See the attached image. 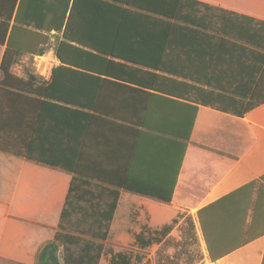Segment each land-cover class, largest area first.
Instances as JSON below:
<instances>
[{
  "label": "trees",
  "instance_id": "trees-1",
  "mask_svg": "<svg viewBox=\"0 0 264 264\" xmlns=\"http://www.w3.org/2000/svg\"><path fill=\"white\" fill-rule=\"evenodd\" d=\"M91 8L100 14L97 21H89L82 14ZM150 28L197 32L198 35L179 36L186 44L196 42L213 47L226 44L233 48L226 52L228 66L191 68L184 64L143 65L141 68V52L122 50L117 44H121L129 29ZM43 31L61 34L55 45L60 65L52 70L48 81L31 68L23 77L15 75L12 67L24 55H31L29 60L33 63L34 55L45 54V50L39 48L43 36L38 32ZM134 37L137 42L142 40V36ZM0 45H6L0 68V100L6 110L15 107L36 111L48 109L56 114L52 117L60 114L65 118L67 130L66 146L59 156L55 146L44 151L37 146L39 141L35 137L28 141L26 130L23 133V128L19 130L17 124L11 126L0 120V132L16 133L12 141H0V153L72 177L56 233L51 241L40 247L35 264H100L123 191L163 204L172 201L176 178L168 193H153L141 180L112 185L110 180L82 168V148L76 146L77 131L82 134L81 128L88 129L92 118L113 119L132 131H139L142 126L144 131L155 134L169 135L171 131L150 122L141 123L138 114L116 115L101 109L104 100L94 98V92H106L109 85L114 86L113 90L118 94L133 92L136 97H131L130 102L136 108L142 85L139 75L143 71L147 107L156 102L158 96L155 95L159 94L165 97L158 99L165 102L173 103L177 99L195 103V115L200 106H206L242 118L264 104V22L193 0H0ZM149 53H154L156 60L171 56L170 51L162 52L161 56ZM180 55L187 58V50L181 51ZM146 115L154 117L158 114L149 112ZM81 118H84L82 127ZM52 123L58 127L57 121ZM192 129L190 113L189 122L186 120L184 129L180 126V132L175 134L183 148L181 163ZM35 134L37 137V130ZM197 216L213 262L264 236V176L199 210ZM176 223L177 219L159 231H151L145 226L135 235L136 245L145 250L162 243L157 252V264H178L163 253L173 245L167 236ZM193 230V222L188 218V233L193 240L180 243L186 254L190 247L198 249ZM220 232L232 233L228 239L237 237L233 247L226 248L227 244L222 240L211 243ZM0 263L11 264V261L0 258ZM109 264H131V258L118 253Z\"/></svg>",
  "mask_w": 264,
  "mask_h": 264
},
{
  "label": "crops",
  "instance_id": "crops-1",
  "mask_svg": "<svg viewBox=\"0 0 264 264\" xmlns=\"http://www.w3.org/2000/svg\"><path fill=\"white\" fill-rule=\"evenodd\" d=\"M193 1L264 22V0ZM82 14L89 21H97L96 18L100 15L92 8ZM186 31L178 28L129 29L125 32L126 37H122L125 39L117 45L122 50L141 52V68L143 65L184 64L191 68L228 66L229 57L226 52L233 48L226 44L221 47L196 42L186 44L185 39L179 36L197 33ZM38 33L43 36L40 38L39 48H43L45 54L34 55L33 63L29 60L31 55L26 54L12 70L19 77H23L29 68L37 73L36 59L42 57L45 61L40 72L45 74L46 68L44 79L48 81L52 70L60 65L55 55V45L61 34L55 31ZM134 36H142V40L137 42ZM184 49L188 52L187 58L180 55ZM5 51L6 45H0V68ZM168 51L171 52L169 58L157 57V60L153 58L154 53H149L155 52L156 56H161L162 52ZM139 81L142 85L136 108L130 102L131 97H136L133 92L118 94L114 92L112 85L108 86L106 92H94L93 97L104 100L101 109L116 115L138 114V121L167 128L171 130L169 135L144 131L143 126L139 127V131H132L130 127L113 119L92 118L88 129L81 128L82 134L80 130L77 131L76 146L82 148V168L110 180L112 185L141 180L144 187L153 193L166 194L173 180L176 178L177 181L170 204L121 192L108 238L120 210L143 209L150 217L148 227L153 230L159 231L177 219L167 236L171 238L173 245L163 253L178 264H262L264 236L213 262L197 213L264 176V104L242 118L206 106H200L195 115V103L177 99L173 103L165 102L158 99L164 96L159 94L155 95L158 96L155 98L156 102L147 107L148 97L143 93V71L139 75ZM2 103L0 100V120L9 122L11 126L17 124L19 130L23 128V133L26 130L28 141L35 137L39 141L37 146H41L44 151L55 146L56 153L61 156L62 148L66 146L65 118L60 114L59 117H52L56 114L48 109L36 111L32 108L15 107L8 111ZM149 112L158 115L149 117L146 115ZM190 113L193 117V129L181 163L183 148L175 134L180 132V126L184 129L186 120L189 122ZM53 121H57V128ZM83 124L84 118H81L80 127ZM35 130L38 131L37 137ZM6 134L0 132V141H12L16 136V133ZM71 179L67 173L0 153L1 259L11 261V264H35L40 247L51 241L56 233ZM156 210L169 214L158 216ZM188 218L193 222V234L198 242L199 252L195 247H190L189 254H186L180 243L193 240L188 233ZM221 233L211 243L222 240L227 244L226 248L233 247L237 237L228 239L232 233ZM161 245L162 243L156 245L157 252Z\"/></svg>",
  "mask_w": 264,
  "mask_h": 264
},
{
  "label": "rangeland",
  "instance_id": "rangeland-1",
  "mask_svg": "<svg viewBox=\"0 0 264 264\" xmlns=\"http://www.w3.org/2000/svg\"><path fill=\"white\" fill-rule=\"evenodd\" d=\"M40 64L41 62L39 61ZM45 70L46 68L44 69L46 74ZM155 213L158 216L169 214L159 210H156ZM149 224L150 217L143 209L120 210L117 213L112 234L105 243V250L100 264H109L110 259L118 253L128 255L131 258V264H157L156 245L143 250L135 243V235L148 227ZM148 229L154 231L152 228L148 227Z\"/></svg>",
  "mask_w": 264,
  "mask_h": 264
},
{
  "label": "built area",
  "instance_id": "built-area-1",
  "mask_svg": "<svg viewBox=\"0 0 264 264\" xmlns=\"http://www.w3.org/2000/svg\"><path fill=\"white\" fill-rule=\"evenodd\" d=\"M42 60H44V58H42V57H38V58L36 59V63H37V65H36V69H37V74L40 75V76H42L43 78H45L46 74H42V73L40 72V69H42V66H43L42 63L44 62V61H42ZM39 61L41 62L40 65H39Z\"/></svg>",
  "mask_w": 264,
  "mask_h": 264
}]
</instances>
